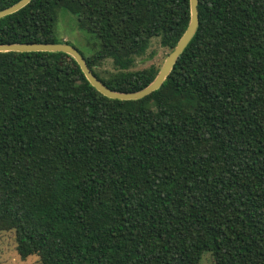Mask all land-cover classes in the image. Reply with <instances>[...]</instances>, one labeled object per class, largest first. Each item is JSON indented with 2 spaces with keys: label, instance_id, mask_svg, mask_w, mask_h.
<instances>
[{
  "label": "trees",
  "instance_id": "obj_1",
  "mask_svg": "<svg viewBox=\"0 0 264 264\" xmlns=\"http://www.w3.org/2000/svg\"><path fill=\"white\" fill-rule=\"evenodd\" d=\"M58 10L121 93L154 81L163 64L136 59L156 38L169 54L190 21L189 0H31L0 19V45L61 43ZM198 17L140 100L103 96L67 54L0 53V234L20 259L264 264V0H198Z\"/></svg>",
  "mask_w": 264,
  "mask_h": 264
},
{
  "label": "water",
  "instance_id": "obj_2",
  "mask_svg": "<svg viewBox=\"0 0 264 264\" xmlns=\"http://www.w3.org/2000/svg\"><path fill=\"white\" fill-rule=\"evenodd\" d=\"M31 0H20L16 4L5 8L0 11V19L14 14L15 12L24 8L29 4ZM190 6V21L183 33L182 37L179 39L175 48L168 54L164 63L154 79V81L148 85L146 88L133 93H121L115 92L107 88L100 80L92 73L88 68L83 56L80 52L72 45L67 43H22V44H6L0 45V53L5 52H60L71 56L78 66L80 67L82 73L84 74L90 85L98 91L103 96L116 99V100H140L152 92L158 90L162 83L165 81L167 76L170 74L174 64L176 63L180 54L184 51L192 37L194 36L198 24V0H189Z\"/></svg>",
  "mask_w": 264,
  "mask_h": 264
},
{
  "label": "rangeland",
  "instance_id": "obj_3",
  "mask_svg": "<svg viewBox=\"0 0 264 264\" xmlns=\"http://www.w3.org/2000/svg\"><path fill=\"white\" fill-rule=\"evenodd\" d=\"M55 37L61 43H67L74 46L79 52L88 55L93 52L91 48L95 47L96 40L90 39L86 32L77 28L76 18L65 10L57 11V23L55 26ZM157 39V38H156ZM153 39L146 54L135 61L134 70H142L152 64L161 66L166 59L168 51L160 46L159 40ZM68 63V60L63 61ZM97 71H113L110 61H105L103 65L97 68ZM0 264H41L35 256L28 257L25 260L18 256L13 232H4L0 234ZM200 264H214L210 253H204Z\"/></svg>",
  "mask_w": 264,
  "mask_h": 264
}]
</instances>
